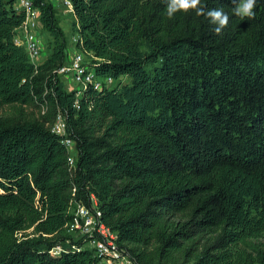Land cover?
<instances>
[{
	"label": "trees",
	"instance_id": "trees-1",
	"mask_svg": "<svg viewBox=\"0 0 264 264\" xmlns=\"http://www.w3.org/2000/svg\"><path fill=\"white\" fill-rule=\"evenodd\" d=\"M70 2L74 46L110 88L64 91L51 5L32 0L51 38L33 64L13 44L22 13L0 0V264H93L64 243L90 195L134 264H264V0L251 19L201 0L229 15L221 35L193 11L169 19L164 0Z\"/></svg>",
	"mask_w": 264,
	"mask_h": 264
},
{
	"label": "built area",
	"instance_id": "built-area-1",
	"mask_svg": "<svg viewBox=\"0 0 264 264\" xmlns=\"http://www.w3.org/2000/svg\"><path fill=\"white\" fill-rule=\"evenodd\" d=\"M59 4L71 12L70 0H59ZM13 8L19 10L23 15L20 25L15 30L13 44L22 47L28 61L34 64L41 53L38 10L33 6L32 0H14ZM83 59V53L73 51L65 63L56 71L57 75L73 86L76 96L87 87L93 90L112 87L116 81L108 77L96 78ZM50 132L58 137L59 143L64 147L67 165L73 166L76 155L74 142L67 137L60 116H57L50 125ZM89 202V208L73 202L71 215L69 213L71 207H69L67 213L70 220L65 224L64 229L73 239L72 237L67 238L64 243L68 245L71 251L90 252L94 260L93 264H134L125 252L118 247L116 234L100 220V211L97 209L91 195L89 196ZM62 251V247L56 245L50 252L59 254Z\"/></svg>",
	"mask_w": 264,
	"mask_h": 264
},
{
	"label": "clouds",
	"instance_id": "clouds-1",
	"mask_svg": "<svg viewBox=\"0 0 264 264\" xmlns=\"http://www.w3.org/2000/svg\"><path fill=\"white\" fill-rule=\"evenodd\" d=\"M165 10L169 19L174 18L177 13H188L190 11L195 12L197 16H206L210 23L214 25V32L217 35H221L223 30L228 27L229 15L219 8L211 10H205L201 6V0H164ZM257 0H232L234 7L232 12L236 17L240 19H251L254 17V9L256 7Z\"/></svg>",
	"mask_w": 264,
	"mask_h": 264
},
{
	"label": "rangeland",
	"instance_id": "rangeland-1",
	"mask_svg": "<svg viewBox=\"0 0 264 264\" xmlns=\"http://www.w3.org/2000/svg\"><path fill=\"white\" fill-rule=\"evenodd\" d=\"M45 2L49 5H51L53 12H54V22H55V26L61 31V33L63 34V37L65 38V52H66V59H68V56L74 51L77 52V49L75 48L74 44L76 42L77 39V35L72 31L71 29V22H72V17H71V12H69L68 10H66L65 8H63L60 4H59V0H45ZM39 36H40V40H41V53L40 54H47V50L50 46L51 43V38L50 36L47 34L46 31H44L43 29H39ZM84 62L86 64H90L91 63V57L88 55H84ZM36 63V62H35ZM57 78L59 80V82H61L64 87L63 90L66 92L69 91H73L71 90L70 87H68V85H65V80L64 78H62L61 76L57 75ZM124 78H121V81H123ZM116 84V82L112 85L114 86ZM72 209L73 207H71V209L69 210V213L71 215L72 213ZM64 235H66L68 237V239H70L72 236L68 233H64ZM73 239V237H72ZM259 241L264 242V237L260 238Z\"/></svg>",
	"mask_w": 264,
	"mask_h": 264
},
{
	"label": "crops",
	"instance_id": "crops-1",
	"mask_svg": "<svg viewBox=\"0 0 264 264\" xmlns=\"http://www.w3.org/2000/svg\"><path fill=\"white\" fill-rule=\"evenodd\" d=\"M45 58H46V55L40 54L38 60L36 61V64H41L45 60ZM65 85H68V87H70L71 90H73V86L67 80H65Z\"/></svg>",
	"mask_w": 264,
	"mask_h": 264
}]
</instances>
